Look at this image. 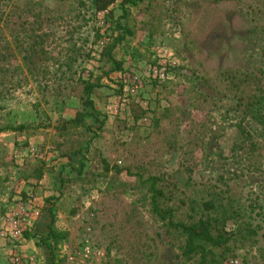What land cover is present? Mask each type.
<instances>
[{"label": "rangeland", "instance_id": "1", "mask_svg": "<svg viewBox=\"0 0 264 264\" xmlns=\"http://www.w3.org/2000/svg\"><path fill=\"white\" fill-rule=\"evenodd\" d=\"M37 1L41 6L34 5ZM152 4L146 13L130 8L136 31L116 49L123 70L103 79L94 97L99 121L87 119L94 137L83 159L85 167L77 174L79 159L69 163L61 157L52 146V128L43 125L53 124L59 115H74L77 99L57 87L73 72L82 78L98 72L101 45L100 40L93 42L94 30L109 36L112 19L106 11L89 17L78 0H0V45L11 40L10 22H3L6 13L14 20L27 18L29 24L38 11L44 20L56 17L43 26L50 32L51 56L45 75L28 74L17 53L4 64L10 72L0 83L1 120L41 127L32 133L0 132V226L8 213L19 212L22 204L35 199L41 233L50 217L58 229L69 231L60 251L64 264H85L81 255L70 257L86 243L103 252V264H179L164 230L148 212L145 193L130 189L134 178L125 171L115 178L111 173L100 175L104 158L110 167L134 170L143 165L152 173L175 174L185 190L182 196L186 192L197 200L222 203L229 196L234 206L240 204L238 217L229 224L247 228L250 223L258 231L255 244H243L234 256L241 264H264V216L254 213L264 207V123L229 109L232 98L221 76L261 68L264 81V0H153ZM112 10L115 17L121 13L118 3ZM146 20L155 26L153 33L141 27ZM76 47L81 54L73 50ZM157 62L165 67L164 78L144 79L133 95L122 90L121 75L129 66L134 63L136 73H143ZM133 104L145 110L136 121ZM166 107L171 116L156 131L152 118ZM202 129L206 130L202 146L191 150L188 142L202 136ZM170 142L173 148L168 147ZM184 150L192 152L194 165L188 162L192 171H181L182 175ZM36 163L42 166V178L25 179ZM188 175L190 185L182 186ZM73 208L77 212L71 216ZM24 233L20 249L25 256L35 254L37 260L31 263L24 256L21 264H49L46 251L35 246L32 229ZM9 245L0 237V264H10Z\"/></svg>", "mask_w": 264, "mask_h": 264}, {"label": "trees", "instance_id": "2", "mask_svg": "<svg viewBox=\"0 0 264 264\" xmlns=\"http://www.w3.org/2000/svg\"><path fill=\"white\" fill-rule=\"evenodd\" d=\"M78 2L82 10L86 9L85 12L89 17H93L98 12H108L112 19L110 20L112 33L106 36L100 46L99 61L101 65L98 72H89L86 78L73 72L57 87L67 90L69 96L77 99L78 108L74 115L69 118L59 115L53 124L48 123L43 127L52 128V146L61 157H65L69 163L79 159L80 166L77 168V174H81L85 167L83 159L89 153V144L94 137L87 119L92 118L94 121H99V110L95 105L94 97L102 87L103 79L109 78L114 72L123 70V61L116 57V49L127 44L128 39L133 37L136 31L137 20H134L130 8L135 7L139 8V11L150 12L153 0H78ZM144 2L145 6H141V3ZM115 3H118L121 12L116 17L113 16L112 10ZM34 5L41 6L39 1L34 2ZM42 9L43 12L48 11L46 7H42ZM175 9L172 10L175 11ZM40 15L41 11L33 14L35 20L32 21L33 24H29L27 18L14 20L9 13H6L3 22H10L11 40L5 39L0 45V83L4 81L3 76L10 72L4 64H9L15 57V53L21 56V61L28 74L34 77L46 74V64L51 59L47 45L50 32L44 30L43 26L44 24L50 25L51 20H55L56 17L52 16L49 20L48 18L44 20L40 18ZM141 27L150 30L151 33L156 30L149 20L142 22ZM92 29L94 30V27ZM97 33L94 30L93 42L103 39ZM73 50L77 54L82 53L79 47ZM262 56L264 60V48H262ZM257 71H227L221 76L227 94L230 93L232 98L229 109L238 112L243 118L264 123L263 71L261 68H257ZM200 97L204 96L200 95ZM131 112L133 120L136 121L144 114L145 110L133 104ZM170 116L169 107L162 109V112L152 118L153 129L157 131L159 123ZM40 127L39 123H8L3 122L0 118V132L32 133ZM205 131L202 129V136L194 137L188 142L187 146L191 150L202 146ZM87 133L92 134L87 136ZM168 147L173 148L172 142ZM192 159L190 150L181 152L180 173L181 171L185 173L192 171V166L188 164V162L192 163ZM100 163L102 169L100 175L111 173V177L115 178L125 171L134 178L130 189H138L145 193L148 212L164 230L167 244L175 250L176 260L179 264H223L228 257L234 256L236 250L243 244L250 243L252 246L255 244L254 238L258 235L257 226L251 228L252 225L249 222L247 228H241L239 225L237 227L233 223L229 224L233 217H238L239 210L237 208L240 205L235 203L234 206L229 196L227 199L224 198L225 203L217 202L212 198L197 200L195 197H189L186 192L182 196L184 188L181 187L175 174L152 173L147 171L143 165L137 166L134 170L130 167L120 168L116 165L110 167L104 158H100ZM42 176V166L36 163L31 165L24 178L40 180ZM184 179L182 186H189L190 175ZM259 207L261 208L256 211L252 208V211H255V216L263 217L264 207ZM76 212V209L73 208L70 210V215L74 216ZM37 229V226L32 229L35 246L46 251L49 264H64L65 259L60 251L61 246L69 238V231L58 229L52 217L46 225L45 232L41 233ZM25 234L24 238L27 235ZM262 235L264 236V233Z\"/></svg>", "mask_w": 264, "mask_h": 264}, {"label": "built area", "instance_id": "3", "mask_svg": "<svg viewBox=\"0 0 264 264\" xmlns=\"http://www.w3.org/2000/svg\"><path fill=\"white\" fill-rule=\"evenodd\" d=\"M103 12V11H102ZM99 13V12H98ZM99 41L101 45L103 40ZM134 63L129 66L121 75V88L127 94H136L142 86L144 79H162L165 77V67L162 63L149 64L145 67L143 73H136ZM41 219V211L36 200H29L21 205V210L15 213H8L3 217L0 226V237L10 244V264H21L24 259V254L20 249V242L24 239V232L27 229H33L37 226ZM74 256L70 259H75L81 255L80 261L85 264H103V252L101 250H94L90 244H84L80 251L74 252ZM33 263L37 260L35 254L25 256ZM223 264H241L237 256L228 257Z\"/></svg>", "mask_w": 264, "mask_h": 264}, {"label": "crops", "instance_id": "4", "mask_svg": "<svg viewBox=\"0 0 264 264\" xmlns=\"http://www.w3.org/2000/svg\"><path fill=\"white\" fill-rule=\"evenodd\" d=\"M25 245V244H24ZM34 247V246H33ZM22 249L24 248V246L21 247ZM35 248V247H34Z\"/></svg>", "mask_w": 264, "mask_h": 264}]
</instances>
